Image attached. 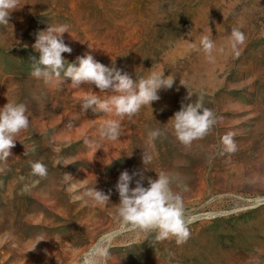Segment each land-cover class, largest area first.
Masks as SVG:
<instances>
[{
  "label": "rangeland",
  "instance_id": "rangeland-1",
  "mask_svg": "<svg viewBox=\"0 0 264 264\" xmlns=\"http://www.w3.org/2000/svg\"><path fill=\"white\" fill-rule=\"evenodd\" d=\"M49 24L69 26V62L89 52L134 80L154 67L176 81L132 118L85 113L83 97L112 93L30 75L29 58H38L32 45ZM233 27L246 36L235 48ZM202 35L215 41L212 60L197 50ZM180 80L218 118L188 146L167 125L191 102ZM8 101L26 105L30 126L0 161V264H84L97 250L109 252L102 264H264V0H20L0 24V108ZM110 119L120 123L115 141L99 135ZM155 129L166 134L149 146ZM227 132L235 133L234 154L223 153ZM143 151L152 157L146 166ZM29 161L43 163L47 177L31 176ZM125 170L138 172L145 188L156 173L170 177L191 220L185 244L119 231L113 205ZM95 186L111 190L109 204L92 206L85 193ZM38 237L47 241L37 244Z\"/></svg>",
  "mask_w": 264,
  "mask_h": 264
},
{
  "label": "clouds",
  "instance_id": "clouds-1",
  "mask_svg": "<svg viewBox=\"0 0 264 264\" xmlns=\"http://www.w3.org/2000/svg\"><path fill=\"white\" fill-rule=\"evenodd\" d=\"M18 9L20 0H0V24L9 23L11 13ZM65 33L69 34V26L66 24H49L46 30L38 32L32 45L38 53V58L35 55L29 58L32 68L30 75L42 80L45 85L60 83L72 88L91 85L99 89L100 93H112L105 99H101L95 93L83 97L80 107L85 113L91 110L94 114L104 113L115 117L132 118L138 115L144 106H151L153 102L159 101L158 92L162 89H171L176 81L171 75L165 77L164 73L154 70V67L148 70L147 76H137L134 80L127 72L100 63L89 52L77 56L74 62H69L63 54L71 55L73 49L65 43L63 38ZM188 35L191 36V32ZM229 39L235 48L245 42L246 36L238 27H233ZM191 46L197 48L195 43ZM215 49L216 44L212 37L202 35L197 50H202L205 56L212 60ZM180 84L185 86L181 80ZM187 90L185 99L191 102L182 103L180 110L167 123L171 124L175 138L185 146L205 138L218 122L214 112L204 107L203 95H198L193 100V93L188 88ZM27 111L25 104L12 101H8L0 108V161L12 156L11 150L16 147L15 137L29 128L30 118L26 115ZM165 134L161 129L149 131L147 144L152 146L156 139ZM99 135L109 141L117 140L121 135L119 120H107L99 129ZM234 136V132H227L221 137L223 153L234 154L237 151ZM85 144L91 147L93 142L85 140ZM27 154L26 150L24 155ZM151 159V155L143 151L145 166ZM29 164L31 176L40 179L47 177L48 170L43 163L29 161ZM156 174L158 179L150 178L149 187L145 188L142 178L136 179L138 172L134 171L131 174L127 170L121 172L115 185V191L119 194V204L113 205L121 223L119 231L154 233L155 242L174 239L177 246H182L190 238L191 220L186 217L181 195L172 190L170 177L163 172ZM64 175L66 180L72 179L70 174ZM134 180L133 188L131 185ZM35 183H39V180ZM85 195L92 206L107 205L110 203L111 190L105 194L95 186L89 188ZM37 240V244L47 241L42 237H38ZM108 255L107 250H97L95 253L97 258L85 260L84 264H102Z\"/></svg>",
  "mask_w": 264,
  "mask_h": 264
}]
</instances>
